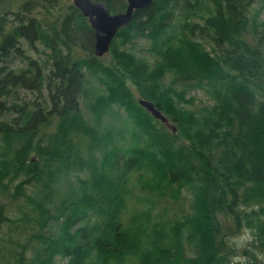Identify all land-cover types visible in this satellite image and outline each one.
<instances>
[{
    "label": "trees",
    "instance_id": "1",
    "mask_svg": "<svg viewBox=\"0 0 264 264\" xmlns=\"http://www.w3.org/2000/svg\"><path fill=\"white\" fill-rule=\"evenodd\" d=\"M93 45L70 0H0V264H264V0H152Z\"/></svg>",
    "mask_w": 264,
    "mask_h": 264
},
{
    "label": "water",
    "instance_id": "2",
    "mask_svg": "<svg viewBox=\"0 0 264 264\" xmlns=\"http://www.w3.org/2000/svg\"><path fill=\"white\" fill-rule=\"evenodd\" d=\"M71 2L88 19L94 31L93 53L97 57H102L109 51L117 31L131 20L134 11L147 7L152 0H126V7L121 12H111L107 4L101 0H71ZM137 101L154 119L163 123L173 134L176 133V126L152 101L141 97Z\"/></svg>",
    "mask_w": 264,
    "mask_h": 264
},
{
    "label": "rangeland",
    "instance_id": "3",
    "mask_svg": "<svg viewBox=\"0 0 264 264\" xmlns=\"http://www.w3.org/2000/svg\"><path fill=\"white\" fill-rule=\"evenodd\" d=\"M190 95H193L194 96L196 105H204L206 103L211 102L210 99L202 91H200V90L192 91L190 93ZM250 236H251V232L245 230L242 234H240L239 236H237L234 239V241H235V243L238 246H246L249 243ZM260 257L264 261V255H260ZM240 259H242V257H240V256L236 258V260H238V261H240Z\"/></svg>",
    "mask_w": 264,
    "mask_h": 264
}]
</instances>
